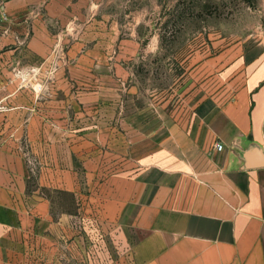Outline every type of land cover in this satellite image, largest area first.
I'll return each mask as SVG.
<instances>
[{
    "label": "crops",
    "instance_id": "crops-1",
    "mask_svg": "<svg viewBox=\"0 0 264 264\" xmlns=\"http://www.w3.org/2000/svg\"><path fill=\"white\" fill-rule=\"evenodd\" d=\"M24 42L0 55V264H264V41L246 86L147 131L85 89L44 100L53 42Z\"/></svg>",
    "mask_w": 264,
    "mask_h": 264
},
{
    "label": "rangeland",
    "instance_id": "rangeland-1",
    "mask_svg": "<svg viewBox=\"0 0 264 264\" xmlns=\"http://www.w3.org/2000/svg\"><path fill=\"white\" fill-rule=\"evenodd\" d=\"M24 41L53 42L38 69L44 100L85 89L92 104L122 101L124 117L147 131L163 113L173 119L247 85L249 51L264 41V0H0L1 57L26 52Z\"/></svg>",
    "mask_w": 264,
    "mask_h": 264
},
{
    "label": "built area",
    "instance_id": "built-area-1",
    "mask_svg": "<svg viewBox=\"0 0 264 264\" xmlns=\"http://www.w3.org/2000/svg\"><path fill=\"white\" fill-rule=\"evenodd\" d=\"M216 150H217V151H221V150H222V145H220V144H216Z\"/></svg>",
    "mask_w": 264,
    "mask_h": 264
}]
</instances>
